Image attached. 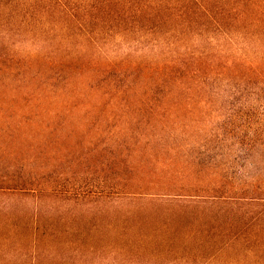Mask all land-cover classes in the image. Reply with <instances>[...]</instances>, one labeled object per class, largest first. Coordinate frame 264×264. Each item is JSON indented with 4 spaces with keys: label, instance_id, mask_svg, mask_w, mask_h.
<instances>
[{
    "label": "rangeland",
    "instance_id": "obj_1",
    "mask_svg": "<svg viewBox=\"0 0 264 264\" xmlns=\"http://www.w3.org/2000/svg\"><path fill=\"white\" fill-rule=\"evenodd\" d=\"M56 1L0 0V264H264V212L183 182L214 176L209 128L226 99L150 92L155 58L129 51L166 30L153 21L167 10ZM211 2L264 16V0Z\"/></svg>",
    "mask_w": 264,
    "mask_h": 264
},
{
    "label": "trees",
    "instance_id": "obj_2",
    "mask_svg": "<svg viewBox=\"0 0 264 264\" xmlns=\"http://www.w3.org/2000/svg\"><path fill=\"white\" fill-rule=\"evenodd\" d=\"M44 1L50 4L53 0ZM173 2L179 3V8L170 0H115L122 15L131 8L129 12L133 16L142 15L146 20L167 10L168 15L157 16L158 20L153 21L159 28L168 25L166 30L154 37L149 46L129 49L132 53L151 54L156 60L151 66H145L151 79L154 76L153 87L148 91H155L156 84L165 85L168 87L166 94H183L186 103L195 102L196 105L202 101L200 108L208 106L211 95L214 99H226L227 114L222 112L224 116L215 119V124L209 128L215 152L214 162L207 167L211 169L214 163V176L207 181L205 189L199 188L195 178L185 176L183 182L189 186L194 184L195 187L186 188L206 192V196L214 200L232 206L259 208L258 211L264 212V16L248 20L241 2L231 7L227 2L216 6L211 0ZM249 6L250 11L262 15L260 4L252 2ZM233 7L235 17L224 15ZM213 8H218L221 16L214 14ZM59 11L65 18L69 15L62 4H59ZM191 15L194 18L187 17ZM245 22L251 28L256 26L258 32L247 31ZM64 24H60L59 31ZM157 25L148 26V29L153 30ZM43 41L46 40L37 41L35 48ZM124 63L137 65L135 69L140 70L138 60ZM113 65L109 64L104 72L112 70ZM220 111L222 109L217 112Z\"/></svg>",
    "mask_w": 264,
    "mask_h": 264
}]
</instances>
